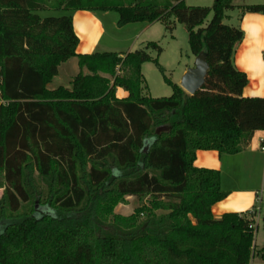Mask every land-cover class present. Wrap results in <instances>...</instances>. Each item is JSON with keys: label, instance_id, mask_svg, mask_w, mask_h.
<instances>
[{"label": "trees", "instance_id": "1", "mask_svg": "<svg viewBox=\"0 0 264 264\" xmlns=\"http://www.w3.org/2000/svg\"><path fill=\"white\" fill-rule=\"evenodd\" d=\"M232 2L0 0V264H249L263 204L213 217L228 194L220 172L193 165L196 150L236 154L264 129V99L242 97L247 77L232 60L244 36L223 22ZM76 10L115 11L118 26L171 29L173 16L191 54L205 55L203 85L189 95L169 80L148 54L160 53L155 42L124 55L77 54ZM242 10L264 14V4ZM48 11L63 13L41 16ZM74 56L71 88L48 89ZM147 61L170 96L142 93ZM117 87L128 96L118 99ZM127 196L148 205L115 215Z\"/></svg>", "mask_w": 264, "mask_h": 264}, {"label": "crops", "instance_id": "2", "mask_svg": "<svg viewBox=\"0 0 264 264\" xmlns=\"http://www.w3.org/2000/svg\"><path fill=\"white\" fill-rule=\"evenodd\" d=\"M232 3L233 7L226 11L223 22L229 26L238 27L244 32L243 39L236 45L232 57L235 67L244 72L247 77V83L242 89V97L264 99V14L242 10L246 5L264 4V0L251 2L233 0ZM70 14L72 28L77 37V54L116 52L124 55L132 51L134 40L126 46L128 39L122 41L123 48L118 45L116 48L107 46V43L111 42L110 39L117 43L121 41L113 37L103 41L107 29L103 17L98 12L76 10ZM147 26H143L135 36H139ZM78 73V59L75 56L70 57L57 66L56 75L46 87L50 90L60 86L70 89L71 81ZM115 96L118 99L125 98L128 92L122 87H117ZM262 146H264V129H259L253 132L247 146L236 154H220L216 150H196L193 165L198 168L218 170L221 189L228 193L224 199L211 206L213 217L218 218L229 212L243 213L252 209L253 206L258 208L260 204H263L264 150L261 149ZM2 191L0 188V197Z\"/></svg>", "mask_w": 264, "mask_h": 264}, {"label": "rangeland", "instance_id": "3", "mask_svg": "<svg viewBox=\"0 0 264 264\" xmlns=\"http://www.w3.org/2000/svg\"><path fill=\"white\" fill-rule=\"evenodd\" d=\"M214 0H184V3L188 6H211ZM252 0H245V2H251ZM100 14L106 24L107 34L103 41L109 37L116 38L119 43L114 42L112 39L107 46L110 48H116L118 45L120 48L123 46L122 41H128L125 43L129 45L134 40V47L132 51L143 48L148 42H155L161 48L160 53L155 49L149 48L148 54L152 58H156L159 64L164 69V75L173 83L179 85L183 71L194 67L195 56H193L189 49L188 44V32L185 26L176 21L171 16L168 19L167 24L171 26V29L166 28L164 21H156L153 23L147 22H135L128 23V26H117L115 23L118 20V14L115 11H96ZM63 12L48 11L41 12V16L53 15L59 16ZM212 14L210 13L204 25L209 22ZM148 25L147 28L142 31L139 36H135L137 32L141 31L142 27ZM126 27V28H125ZM129 27V28H127ZM107 42V41H106ZM124 47V46H123ZM122 47V48H123ZM142 74L145 79L147 88H142V93L153 98L168 97L172 93L171 87L165 82L161 71L155 66L153 61L144 62L142 65ZM86 71V70H85ZM101 75H105L102 74ZM108 76V75H105ZM264 196V195H263ZM143 205H148V200H138L134 196L126 197L122 203L115 206L113 212L115 215L127 217L132 215L137 209ZM160 212V211H158ZM264 213V197L263 207L260 212L255 216V229H254V246L255 252L250 259L249 264H264V259H261L258 255V250L264 245V224L262 221V214ZM143 214L139 215V218H143Z\"/></svg>", "mask_w": 264, "mask_h": 264}, {"label": "water", "instance_id": "4", "mask_svg": "<svg viewBox=\"0 0 264 264\" xmlns=\"http://www.w3.org/2000/svg\"><path fill=\"white\" fill-rule=\"evenodd\" d=\"M207 68L205 55L201 53L195 57L194 67L182 75L179 86L189 95H193L203 85Z\"/></svg>", "mask_w": 264, "mask_h": 264}, {"label": "built area", "instance_id": "5", "mask_svg": "<svg viewBox=\"0 0 264 264\" xmlns=\"http://www.w3.org/2000/svg\"><path fill=\"white\" fill-rule=\"evenodd\" d=\"M262 150H264V146L261 147ZM255 227V226H254Z\"/></svg>", "mask_w": 264, "mask_h": 264}]
</instances>
